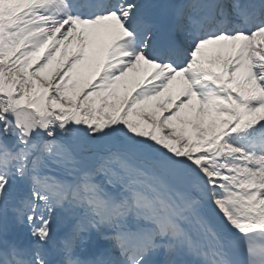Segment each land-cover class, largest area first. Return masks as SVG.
Instances as JSON below:
<instances>
[{
    "label": "snow or ice",
    "instance_id": "6c2138e0",
    "mask_svg": "<svg viewBox=\"0 0 264 264\" xmlns=\"http://www.w3.org/2000/svg\"><path fill=\"white\" fill-rule=\"evenodd\" d=\"M0 264H264V0H0Z\"/></svg>",
    "mask_w": 264,
    "mask_h": 264
},
{
    "label": "bare ground",
    "instance_id": "6f19581e",
    "mask_svg": "<svg viewBox=\"0 0 264 264\" xmlns=\"http://www.w3.org/2000/svg\"><path fill=\"white\" fill-rule=\"evenodd\" d=\"M67 226H68V225H67V221H65V220H61V221L58 223V225H57V230H58V231H60V230H64V229H66ZM200 258L203 259L204 257L201 256Z\"/></svg>",
    "mask_w": 264,
    "mask_h": 264
}]
</instances>
